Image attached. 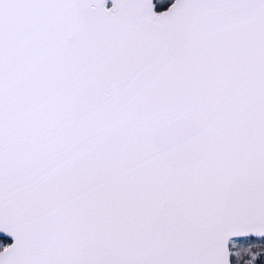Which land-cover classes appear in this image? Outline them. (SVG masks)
I'll return each instance as SVG.
<instances>
[{
    "label": "snow or ice",
    "instance_id": "obj_1",
    "mask_svg": "<svg viewBox=\"0 0 264 264\" xmlns=\"http://www.w3.org/2000/svg\"><path fill=\"white\" fill-rule=\"evenodd\" d=\"M0 264H264V0H0Z\"/></svg>",
    "mask_w": 264,
    "mask_h": 264
}]
</instances>
